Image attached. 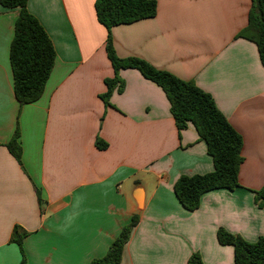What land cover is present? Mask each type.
I'll list each match as a JSON object with an SVG mask.
<instances>
[{
	"label": "crops",
	"instance_id": "0c3cea01",
	"mask_svg": "<svg viewBox=\"0 0 264 264\" xmlns=\"http://www.w3.org/2000/svg\"><path fill=\"white\" fill-rule=\"evenodd\" d=\"M154 1L155 17L112 28L116 55L213 98L243 138L240 186L204 194L193 212L181 205L176 181L214 171L207 144L192 124L179 133L165 92L137 69L119 72L105 102L115 72L95 0H28L56 58L41 98L21 105L10 62L19 10L0 4V264L23 259L15 227L26 232V264H91L135 215L121 264H187L195 253L204 264H234L220 228L250 243L264 237L255 202L264 187V66L257 45L239 37L252 0ZM17 130L20 161L7 147Z\"/></svg>",
	"mask_w": 264,
	"mask_h": 264
},
{
	"label": "trees",
	"instance_id": "16d2710c",
	"mask_svg": "<svg viewBox=\"0 0 264 264\" xmlns=\"http://www.w3.org/2000/svg\"><path fill=\"white\" fill-rule=\"evenodd\" d=\"M27 2L28 0H0L4 8L19 10L15 22V35L10 47V62L15 97L21 105L34 103L41 98L56 58L51 39L38 19L27 10ZM95 12L98 22L108 31L105 47L115 72L113 79L106 80L108 89L103 96L105 102H108L116 85L121 82L119 72L122 69H137L146 79L156 83L165 92L179 133L192 124L199 137L207 144L208 154L213 159L214 171L204 175H184L176 181L174 191L181 205L187 211L193 212L200 207L204 194L218 189L229 191L237 189L240 186V168L244 162L243 138L217 108L213 98L193 81L181 80L142 59H120L116 55L112 28L155 17L156 1L95 0ZM239 37L257 45L264 66V0H252L248 25L239 33ZM18 135L17 130L7 147L20 161ZM98 145L102 149L106 147L102 141L98 142ZM38 198L40 201V193ZM255 202L264 210V187L255 193ZM139 221L138 215L133 216L131 222L112 243L107 254L93 260L91 264H121L124 248ZM25 236L26 232L21 231L19 227L13 229L11 242L17 244L23 253L20 264H26L23 250ZM217 239L221 245L234 248V264H264V237L250 243L241 236L220 228L217 231ZM187 264L204 262L201 255L195 253Z\"/></svg>",
	"mask_w": 264,
	"mask_h": 264
}]
</instances>
